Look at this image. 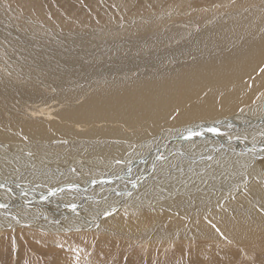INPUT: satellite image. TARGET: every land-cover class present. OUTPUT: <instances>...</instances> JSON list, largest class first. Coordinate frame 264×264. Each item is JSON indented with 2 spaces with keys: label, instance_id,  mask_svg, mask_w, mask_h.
Here are the masks:
<instances>
[{
  "label": "bare ground",
  "instance_id": "6f19581e",
  "mask_svg": "<svg viewBox=\"0 0 264 264\" xmlns=\"http://www.w3.org/2000/svg\"><path fill=\"white\" fill-rule=\"evenodd\" d=\"M228 4L227 0H222L188 9L191 15L196 12H199V15L206 12L212 19L205 20L207 33H199L196 45L189 49L192 55L181 57L176 51L182 52L183 49L171 50L166 42L164 46L160 45L161 35L169 26L158 27L156 24V29H149L147 35L156 36L142 43L143 61L128 59L122 53L118 55L112 65L124 76V83L109 87L103 93L112 95L116 88L121 89L125 96L109 104L108 109L115 110L118 107L124 110L126 105L139 110L145 109V117L153 120L154 125L158 126L161 118L169 120L176 114V112L171 113L174 109L171 108V104L179 107L190 101L193 104H188L190 107L188 114L195 116L203 114L201 111L203 104L209 105L219 101L220 114L213 119L180 123L158 130L147 136L144 146L135 148L134 152L118 164L110 160L101 162V166L95 165V168L88 163L96 157L86 155L88 160L80 159L73 156H79L78 146L72 152L68 149L70 145L81 142L79 131L84 125L79 122L75 123V131L72 132L79 136L76 138L73 135H64L63 131L62 138H68L67 140L24 146L0 145V232L24 227L30 233L44 232L52 233L54 236L90 230L97 228L104 219L113 216L124 207H126L123 213L125 216L137 214L139 205L153 197L166 199V209L175 210L179 218L190 217L205 224L203 217L207 207L212 203L209 200L217 201L216 194L221 193L222 190L239 191L249 183L254 186L262 185L259 176L264 168V15L262 13L264 5L263 7L252 5L249 16L247 11L244 12V16L239 12L236 17L242 18L243 21L241 25L234 26L229 24L234 16L227 13ZM220 9L224 12L220 13ZM187 12L186 9L182 15ZM179 17L180 14L175 16V18ZM183 23L188 25L192 34L181 37L188 42L196 40L197 36L194 32H198V27L192 20L191 22L185 20ZM62 35L57 34V36ZM30 38L26 40V36H21L20 39H8L9 46L22 42V45L19 43L23 48L21 51L26 53L22 52L19 55L23 60L20 58L17 61L19 56L15 55H11V58L25 67L18 69L4 63L0 69V80L21 81L23 79L15 76V73L14 76H10L9 71L13 70L20 76L28 77L30 71H38L33 67L32 61H37L41 57L49 61L46 52L38 51L34 55V50L28 49L32 47L31 43L34 45L38 43V40ZM92 39L93 36L79 35L76 38L64 36L58 41L59 51L56 53L62 62H67L70 72L67 74L61 68V73L58 74L63 77L61 81L76 86L88 74L106 76L116 73L108 67L98 66L96 69H90L91 66L87 70L79 68L78 64L84 58H88L82 51L97 50L94 53L97 58L107 40V38L105 41ZM220 39L226 40L222 46L218 45ZM89 40L92 41L87 45ZM27 41L31 43L28 44ZM131 45L129 39L120 41L121 50ZM223 51L230 52L228 58H224L227 59L226 61L221 57ZM25 54L28 57H23ZM239 55H243L242 61L232 59ZM54 57L55 54L51 56ZM130 66H139L132 75L129 74ZM230 72H234L232 77L229 76ZM172 74H174L172 78L166 79ZM243 76H246L245 80H241ZM202 78H206L207 81L203 82ZM210 82L216 88L209 92L204 91L205 86ZM30 83L34 86H46L42 82ZM5 87V84H0V93ZM23 88L31 87L26 84H16L12 91V100ZM129 92L135 93L132 98L126 95ZM55 94L62 97V101L56 105L51 102H41L40 99H32L47 95L45 91H33L0 112V116H6L7 120L20 122L26 120V124L33 121L29 119L50 120L55 116L56 108L66 106L64 100L72 101V98L64 97L60 91ZM184 95L186 97H183ZM148 108L151 112L147 111ZM170 108L172 110L168 113ZM65 111L66 109L62 112ZM243 121L247 123L238 131L236 127ZM154 125L148 129L149 133ZM252 130H258L259 133L252 134L250 133ZM3 131L8 134L6 137L0 134L3 143L21 139L10 128H5ZM0 133H2L1 129ZM28 133V139L33 140L43 131L36 129ZM54 143L56 146H53ZM50 146H53L54 150H48L49 152L46 153L43 147L48 149L47 147ZM147 167V171L140 176L139 173ZM252 176L254 180H251ZM258 192L259 187H255L253 195ZM180 200L185 201H182L181 205L167 204ZM251 201L261 204L260 200L247 195L229 200L227 207L221 212L225 228L219 229L212 225L204 233L218 236V242L226 244L230 242L221 238L222 233L231 234L232 230H242L238 228L251 232L249 227H252L259 231L261 236L254 237L250 243L263 240L264 211L254 207L250 209L248 205ZM242 205L246 206L242 211H233L234 206ZM145 217L147 216L140 217L136 223H132L134 228L130 230L136 235L141 234L142 228L147 224ZM164 231L159 229L157 232L163 235ZM184 231L186 235L191 236L194 232L203 230L188 228L180 230L179 233ZM237 235L236 241L239 240L241 243L243 236L241 233ZM148 237H145L146 243Z\"/></svg>",
  "mask_w": 264,
  "mask_h": 264
},
{
  "label": "rangeland",
  "instance_id": "374dc122",
  "mask_svg": "<svg viewBox=\"0 0 264 264\" xmlns=\"http://www.w3.org/2000/svg\"><path fill=\"white\" fill-rule=\"evenodd\" d=\"M220 1L222 0H0V69L4 63L18 69L25 67L11 58V55L19 56L18 61L22 57L19 55L23 52L21 51L23 48L19 45V43L22 45V42L9 46L8 39L11 40L10 38L20 39L21 36H26V40L30 37L32 40H38L36 45L27 41L28 44L31 43L32 45L28 49L34 50V55L38 51L39 53L46 52L49 58L48 61L43 57L38 58V60L35 57L37 61H32V63L38 71H30L28 77L20 76L13 70L9 71L10 76H14L15 73V76L23 79L21 81L0 80V84L6 85L3 92L0 93V112L9 108L14 102L17 103L22 96L33 91H45L47 95L32 99H40L41 102H51L55 105L62 101V97L55 94L57 91H60L66 98H72V101L64 100L63 103H67L66 106L56 108V114L50 120L29 119L33 121L26 124V120L20 122L7 120L6 116H0V129L2 130L0 134L6 137L8 134L3 130L10 128L15 131L14 134L21 138L19 141L9 143H3L0 140V145L5 147L8 144L24 146L33 143L67 140L68 138H62L63 131L64 135H73L76 138L79 136L72 132L75 131V123L79 122L84 125L83 129L79 131L81 142L73 146L70 145L68 149L72 152L78 146L80 148L79 156H73L80 159L88 160L86 155L96 157L95 160L88 163L95 168V165L101 166V162L110 160H114L118 164L134 152L135 148L144 146L147 136L158 130L180 123L200 122L199 120L216 118L220 114L219 101L209 105L203 104L201 110L203 114L195 116L188 114L190 109L188 104L193 103L187 101L179 107L171 104V108L174 109L173 111L171 108L167 109L168 113L171 111V113L176 112V114L169 120L161 118L160 126H158L157 124L154 125L153 120L145 117V109L139 110L128 105L124 106V110L118 107L115 110L108 109L109 104L125 96L121 89L116 88L112 95L103 93L109 87L120 86L124 83V76L119 73V69L117 70L112 65L118 55L122 53L128 59H141L143 61L142 43L156 36H147L149 29H156V24L158 27L159 25L169 26L164 34H160L162 36L160 45L164 46L166 42L171 50L174 48L183 49L182 52L176 51L181 57L192 55L189 50L190 47L196 45L199 33H207V28L204 25L205 20L211 21L212 19L207 16L206 12L201 15L199 12L191 15L188 9ZM227 1L229 4L226 11L229 15L234 16L229 24L234 26L241 25L243 21L242 18L236 17L239 12H242V16H244V12L247 11L248 14L252 5L261 7L264 5V0L261 2L260 0L258 2L253 0ZM186 9L188 12L183 16L182 14L186 12ZM259 11L262 12V10ZM219 12L223 13L224 10L220 9ZM262 13L264 15V12ZM177 14H180L179 18H175ZM185 20L190 22L192 20L194 25L198 27V32H194L197 39L192 42L181 37L192 34L188 25L183 23ZM57 34L63 35L57 36ZM79 35L81 37L93 36L92 40L99 39L100 41H105L107 38L97 58L94 56L97 50L94 52L88 49L82 51L88 58H84L78 64L79 68L87 70L91 66L90 69H96L98 66L101 68L108 67L115 70V74L106 76L88 74L76 86L61 81L63 77L58 75L61 70L64 69L67 74L70 72L67 62H62L56 53L59 51L58 41L64 36L76 38ZM259 37L261 38V36ZM259 37L257 36V38ZM22 38L25 40L24 37ZM125 39H129L132 45L121 50L120 41H126ZM92 40L87 41V45ZM220 41L218 45L222 46L226 40L220 39ZM229 53L221 52L223 61L227 60L224 58H228ZM54 54L55 57L51 58ZM23 57L28 56L25 54ZM232 59L242 61L244 57L239 55ZM14 64L17 66L15 67ZM120 64L124 65L122 62ZM201 65L203 67V64ZM137 67L130 66L129 74H134ZM4 70H7L6 67ZM122 71L125 72V70ZM173 75L166 79L172 78ZM233 75L234 72L229 73L230 77ZM245 79L246 76L241 78V80ZM202 80L203 82L207 81L206 78H202ZM32 81L35 83L42 82L46 86H34L30 83ZM16 84H26L31 88H23L12 100L13 96L11 97V95ZM214 88L216 87L210 82L205 86L204 91L209 92ZM110 91L112 92V90ZM134 94V92H129L126 95L132 98ZM247 100L249 101V99ZM98 105L100 106L96 108ZM65 109L66 111L62 112ZM147 111L151 112V109L148 108ZM78 117L79 119H77ZM153 125V130L149 133L148 129ZM36 129L43 131V133L39 134L38 138L28 139V132H34ZM53 146L56 144L54 143ZM53 146L47 147L48 149L43 147V150L48 153L54 150ZM147 169L148 167L142 170L139 175L141 176ZM251 180H254V176L251 177ZM259 180L262 185L254 186L249 183L239 191L222 190L221 193L216 194L217 201L209 200L212 203L207 207L204 214L205 224L190 217L179 218L175 210L166 209V199L153 197L148 202L139 205L137 214L125 216L123 213L126 207H124L113 216L104 219L97 228L90 230L55 234L54 236L52 233H30L24 227L1 231L0 264H264V239L257 243H250L254 237L261 236V233L254 228L249 227L251 232L238 228L242 230H232L231 234L222 233L221 238L230 242L226 244H220L218 236L204 233L212 225L219 229L225 228V223L221 219V212L227 207L228 201L234 197L247 195L258 199L261 204L251 201L248 207L264 211V168ZM230 185L234 186L232 183ZM255 187H259V192L253 195ZM182 201L185 200L168 202L167 204L169 206L181 205ZM245 207L244 205L234 206L232 209L233 211H242ZM143 216H147L145 217L147 224L142 228L141 234L136 235L130 230L134 228L132 223H136ZM150 218L151 220H149ZM188 228H198L203 231L194 232L191 236L186 235L185 231L179 233L180 230ZM159 229L166 232L164 231L162 235L161 232H157ZM238 233L243 236L242 244L239 240V242L236 241ZM146 236H149L147 243L145 242Z\"/></svg>",
  "mask_w": 264,
  "mask_h": 264
},
{
  "label": "crops",
  "instance_id": "0c3cea01",
  "mask_svg": "<svg viewBox=\"0 0 264 264\" xmlns=\"http://www.w3.org/2000/svg\"><path fill=\"white\" fill-rule=\"evenodd\" d=\"M253 120H257V119H253ZM247 122H241V123H239L238 125H237V130L239 131L240 129H241V126H245V124H246ZM250 133H252V134H256V133H259V131L258 130H252Z\"/></svg>",
  "mask_w": 264,
  "mask_h": 264
}]
</instances>
